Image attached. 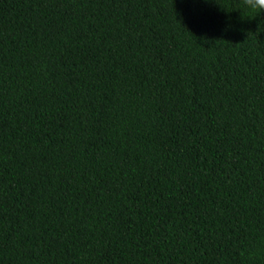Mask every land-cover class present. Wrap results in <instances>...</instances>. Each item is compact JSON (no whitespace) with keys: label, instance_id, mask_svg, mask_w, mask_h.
Listing matches in <instances>:
<instances>
[{"label":"trees","instance_id":"1","mask_svg":"<svg viewBox=\"0 0 264 264\" xmlns=\"http://www.w3.org/2000/svg\"><path fill=\"white\" fill-rule=\"evenodd\" d=\"M0 264H264V12L0 0Z\"/></svg>","mask_w":264,"mask_h":264},{"label":"clouds","instance_id":"2","mask_svg":"<svg viewBox=\"0 0 264 264\" xmlns=\"http://www.w3.org/2000/svg\"><path fill=\"white\" fill-rule=\"evenodd\" d=\"M246 7L259 12H264V0H243Z\"/></svg>","mask_w":264,"mask_h":264}]
</instances>
